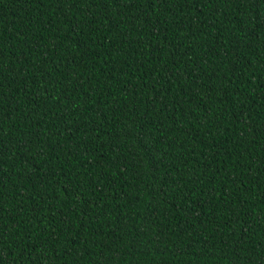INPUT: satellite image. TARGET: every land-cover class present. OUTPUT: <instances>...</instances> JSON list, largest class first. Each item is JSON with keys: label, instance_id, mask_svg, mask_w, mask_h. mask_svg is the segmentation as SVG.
<instances>
[{"label": "trees", "instance_id": "trees-1", "mask_svg": "<svg viewBox=\"0 0 264 264\" xmlns=\"http://www.w3.org/2000/svg\"><path fill=\"white\" fill-rule=\"evenodd\" d=\"M0 264H264V0H0Z\"/></svg>", "mask_w": 264, "mask_h": 264}]
</instances>
